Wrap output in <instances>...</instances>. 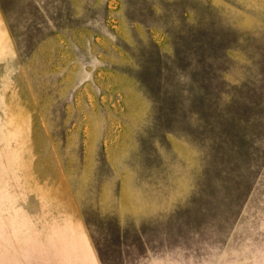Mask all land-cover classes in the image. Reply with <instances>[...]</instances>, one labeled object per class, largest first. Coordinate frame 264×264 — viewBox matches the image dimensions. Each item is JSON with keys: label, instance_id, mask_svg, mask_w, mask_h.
<instances>
[{"label": "rangeland", "instance_id": "374dc122", "mask_svg": "<svg viewBox=\"0 0 264 264\" xmlns=\"http://www.w3.org/2000/svg\"><path fill=\"white\" fill-rule=\"evenodd\" d=\"M0 264H264V0H0Z\"/></svg>", "mask_w": 264, "mask_h": 264}]
</instances>
